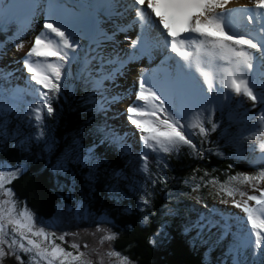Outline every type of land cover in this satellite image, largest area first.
<instances>
[{"label":"snow or ice","instance_id":"snow-or-ice-1","mask_svg":"<svg viewBox=\"0 0 264 264\" xmlns=\"http://www.w3.org/2000/svg\"><path fill=\"white\" fill-rule=\"evenodd\" d=\"M230 2L231 0H128L125 6L123 0H96L95 3L87 4L86 7L95 13L91 24L95 34L88 47L91 55L84 56L80 72L85 77V83H91L93 95L101 96L100 100L94 101L95 110L106 112V106L121 99L106 95L104 85L106 81H114L126 63L118 54H105L103 51L104 42L114 40L115 33L109 36L100 29L98 17L103 15L111 19L113 16H123L125 11H134L132 25L140 28V34L131 42V47H143L151 31L155 29L158 32L155 39L158 43L162 41L164 50L169 53L166 59L175 61L172 70L165 74L163 80L149 79L142 71L138 87L132 90L135 100L126 109L127 120L140 133L143 149L170 154L187 145L197 151L191 135L198 134L206 138L210 132L216 131L218 125L212 119L216 106L234 97H245L253 102L254 107L257 104L264 105V0H249L252 8H228ZM7 4L8 0H0V15ZM49 7L55 9L59 5L52 0ZM8 10L11 11L10 5ZM238 13L241 14V19L237 22L234 16ZM117 27L119 31L126 30L124 27ZM2 30L0 27V31ZM74 31L70 22L55 16L46 17L42 30L34 37L30 49L22 58L23 69L29 73L26 79L37 100L29 112V117L34 120L38 130L37 139L44 136L45 110L47 116L54 114L50 101L61 92L65 69L81 61L77 51L81 45L74 38ZM16 48L19 51L23 48V43L16 44ZM2 52L3 48L0 47V53ZM256 74L260 77V84L254 78ZM5 76H11V73L0 70V79ZM193 108L196 110L193 111ZM2 113L3 107L0 105V114ZM253 119L254 131L245 139L257 142L254 148L260 150L261 159H264V110ZM205 122L211 125L210 129L205 127ZM193 129H198V132L191 131ZM110 135L113 143L119 144V135L114 132ZM140 159L143 161L142 171L148 173L147 151L141 153ZM22 171V167L3 170L0 165V258L7 254L3 247L7 245L11 254H30L29 264H40L41 261L55 264L60 257L64 258L60 264H64L68 257H71L72 262L92 264L91 261L81 259L84 253L73 255L55 244L51 239L55 233L37 227L34 214L26 206L17 212L15 194L6 185ZM261 181H264V170L255 175L237 174L229 177V183L250 184L254 188ZM208 183L215 184L217 181L213 179ZM220 191L230 197L237 192L241 197L247 195L238 188L227 185H221ZM140 199L144 205L150 203L145 196ZM249 201H254L255 206L250 205ZM220 202L228 203L223 199ZM232 206L239 208L245 215L236 220L233 215L226 217L222 211L208 209L188 225L185 231L196 230L197 235H203L206 231L211 233L213 229H217L219 238L229 235L233 237L234 247L230 250L233 253V264H243L239 259L242 249L252 250L253 258L248 264H264V191L259 196L247 195L246 200H233ZM147 219L145 216V222ZM9 224L12 225L11 234L8 231ZM237 224L240 225L239 229ZM58 238L64 241V236ZM115 238V233L105 230L100 243ZM45 240L48 241L50 250L42 247ZM72 247L79 250L78 245L73 244ZM106 254L118 257L119 264H131L128 257L114 250L110 249ZM17 259L21 260V257L17 255ZM100 264H103L102 259Z\"/></svg>","mask_w":264,"mask_h":264},{"label":"trees","instance_id":"trees-1","mask_svg":"<svg viewBox=\"0 0 264 264\" xmlns=\"http://www.w3.org/2000/svg\"><path fill=\"white\" fill-rule=\"evenodd\" d=\"M16 23L11 19L0 24V47L21 31L22 27L13 28ZM80 57L79 63L65 69L61 92L50 101L54 114L47 116L45 110L42 138L37 139V127L29 117L37 102L33 92L23 90L5 102L0 99V161L24 165L9 184L15 197L44 219L51 218L57 205L72 208L79 201L94 214H106L116 233L115 248L133 264H233L234 246L221 249L211 233L197 235L185 228L206 213L200 209H216L194 201L193 189L212 199L218 195L207 191L209 181L226 183L231 176L264 170V159L251 151L254 142L245 139L254 131L255 112H248L252 105L216 106L212 115L216 131L206 138L191 135L197 151L187 145L170 154L145 150L149 169L145 173L141 153L132 154L121 141L113 143L105 114L95 110L92 85L80 72L84 55ZM4 80L0 79V98L6 97V90L12 93ZM16 98L29 102L17 103ZM205 127L211 125L205 122ZM240 185L244 184L232 187ZM141 196L150 203L144 205ZM252 258L251 249L239 256L243 264Z\"/></svg>","mask_w":264,"mask_h":264},{"label":"rangeland","instance_id":"rangeland-1","mask_svg":"<svg viewBox=\"0 0 264 264\" xmlns=\"http://www.w3.org/2000/svg\"><path fill=\"white\" fill-rule=\"evenodd\" d=\"M13 1H16V2L18 1V3L20 2V4H24V1L22 0H13ZM9 5L11 7V11L8 10ZM14 5L10 3V0H8V4L6 5L4 12L2 13V15H0L1 19H4L6 17H15V18H20V21L22 22V30L16 32V35L13 36V39L9 40L6 43V45L2 47L3 52L0 53V65H1L2 71L5 73H11V76H5L4 83L8 84L12 88V93H10L8 90L4 92V95H6V97L0 98L4 102L10 97H13L12 94H18L21 91L27 90V89L32 91V86L28 84V81L26 79L29 76V73H27L23 69V65H21L20 59L18 61H15V58H12L11 60V57H9L8 55L9 49L12 47V43H15V42L20 43V41L22 40L21 38H23L27 34H30V31L32 30L29 24V17L27 16L28 13H26L25 10L18 14L12 13L14 12L12 11V7ZM39 10H42L41 6ZM124 13H127V14H124L123 16H120V17L125 18L127 20V22L124 23L123 26H129V33L118 30V27H117L118 25L116 24L114 16L111 19H109L106 16H101V15L98 17L100 21L99 23L100 29H102L109 36H112L113 33H115L114 40L104 42L103 51L105 52V54L114 52L115 54L119 55L121 53L120 50H122V52L123 50L124 51L128 50L127 36L128 34L135 35L134 26H132L133 18H132L131 12L126 11ZM240 19H241V14H239L238 21H240ZM15 26L16 27H13V28H19L20 24L16 23ZM73 27L75 29L74 38L79 40V43L81 45V47L77 50L78 54L80 56H83V55L85 56L86 54L91 55L88 52V47H89V44L91 43L92 36L95 34L94 29L93 28L90 29V27L82 25V24H76ZM40 29L38 28L37 31H39ZM17 39H20V40L17 41ZM32 39L34 38L32 37ZM138 51L142 53L140 49H138ZM124 55H128V54H124ZM124 55H119V56L122 57ZM50 59L54 60V58H50ZM130 60L132 61V57H130ZM142 62H144L143 59H141V63ZM138 66H135V67H138ZM124 67L125 68H123L121 72L124 70L128 73V75L127 74L122 75L120 72V74L116 75L114 81H106L104 85L105 89L107 90V92L105 93L106 95L110 97L111 96L121 97V99H119L117 102L111 104L110 106H106L107 107L106 112L103 111V113L106 116L105 117V122L107 124L106 129H108L107 131L109 133L114 132L118 134L119 137L121 138L120 141L126 146H128L129 151L132 154H135L136 152L142 153L145 151V149H143L142 142L140 141V133L137 132L135 128L131 124L128 123L127 112H126L127 107L130 104H132V102L134 101L133 99L134 97L131 95L132 90H133L131 87L133 86V84H131L130 82L128 83L127 80H130L131 76L134 74L137 77V75L140 72H138L139 70H135L134 72V70H132L134 68V65H130V63L129 65L125 63ZM129 70L133 72L131 73L132 75L129 74ZM166 73L167 72L162 71L159 75L152 76L150 77V79L161 80L162 77L163 78L165 77ZM254 78L257 80L258 84L261 83V80L258 74H256ZM127 83H128V86H127ZM130 88H131V92H129ZM96 97H97V100L101 99L100 95H96ZM35 99H36V96H35ZM15 101L17 103L18 102H21V103L29 102L27 98H21V99L16 98ZM236 101H243L244 104L253 105V102L248 100L245 97H234L232 100L222 103V105H225V106L232 105ZM253 110H255V114H257L258 116L260 111L264 110V105L257 104L255 107L252 106V108L248 112L249 113L253 112ZM103 121H104V118H103ZM253 142L254 144L257 143L256 141H253ZM251 151H256L255 155L257 156L260 155L261 157V152L258 148H252ZM0 165L3 166V170H15L18 167H22V168L24 167L23 164L10 166L6 162H3V161H0ZM232 183L237 185V182H230V183L229 182H226V183L217 182L215 184L209 183V187L211 186L212 189L207 188V191L210 189L211 193H215L216 195H218V197H213L212 199L206 198V196L201 195L199 192H195L194 189H193L194 194H192L191 197L194 201H201L204 203H209V205L215 206L216 209L218 211H222L226 217L229 215H233L234 218L238 220L240 217H243L245 214L239 208L233 207L232 201L233 200H246L247 195L259 196L260 192L264 191V181H261L258 185H256L255 188L250 184H244V185H240L239 187H237L240 191H243L247 194L244 197H241L238 192L236 193L235 196L230 197V196H227L223 191H220L221 185H227V186L232 187L233 185ZM6 187L10 188L9 184L6 185ZM14 199L17 201L16 210L18 212L21 208L25 206L20 200H18L15 197V195H14ZM222 199L227 200L228 203L226 204L221 203L220 201ZM249 204L252 206H255L254 201H249ZM206 211L207 210L203 208L200 209V212L202 213ZM33 214L35 217V222H36L37 227H43L45 228L46 232L55 233V236L51 237V239L54 241L55 244L60 245L63 249H65L66 252H71L73 255H79V253H84V256L81 257V259L84 260L85 262L91 261L92 264H100V261L102 259L103 264H119L118 257H115V256L109 257L106 254L110 249L114 250L117 253L122 254V256L128 257L125 253L115 248L114 242L117 237L114 240L105 241L103 244L100 243V238L105 235V230L111 233H115L111 229L110 219L107 217L106 214H103V213L94 214L88 209V207L82 201L76 202L75 207L73 206L72 208L65 206L64 204L57 205L56 210L54 211L51 218L49 219L41 218L35 215V213ZM236 227L237 229H239L240 225L237 224ZM11 229H12V225L9 224L8 231L10 234H11ZM97 229H100V231H98ZM211 234H212L213 239H217L218 243L221 245V249H223L224 246H234L233 237L231 235L221 239L219 238V233L217 229H213ZM60 236H64L63 242L58 238ZM34 239H37V238H34ZM73 244L78 245L79 250H77V248L72 247ZM85 245H87V247H85ZM3 247H4L5 253L7 254L4 255L3 258H0V264H21V260L23 261V264H29L30 254H26L23 252H17L16 254H11V251L10 249H8L7 245H4ZM42 247H48L50 250V245L47 240L43 242ZM241 251H244V249H242ZM17 255L21 257V260L17 259ZM62 259L64 258L63 257L58 258L55 261V264H60ZM40 264H45V262L41 261ZM64 264H79V261L72 262L71 257H68L66 260H64ZM131 264L133 263L131 262Z\"/></svg>","mask_w":264,"mask_h":264},{"label":"bare ground","instance_id":"bare-ground-1","mask_svg":"<svg viewBox=\"0 0 264 264\" xmlns=\"http://www.w3.org/2000/svg\"><path fill=\"white\" fill-rule=\"evenodd\" d=\"M22 1H24V4H20V2L18 3V1L16 2V1L10 0V3H12L13 5L15 4L12 7V11H15V12H12V13L18 14V12H22L25 10L26 13H28L27 16L29 17V24H30V28L32 30L30 31V34H27L23 38H21L22 40L20 41V43H23V48H21L19 51H17L16 44H19V43L15 42V43H12V47L9 49V53H8L9 57H11V60H12V58H15V61H18L20 59L21 65H22V58L21 57H24V55L30 49L31 43L34 40V39H32V37L34 38V36L39 34V32L42 30L43 22H44V19L46 17L55 16L58 19H64V20L70 22L73 26H75L76 24H82V25L88 26V27H90V29H92V27H91L92 16L95 15V13L93 12V10L86 7V5L89 4L86 0H54V2L59 5V7L55 8V9H51L49 7V4H50V2H52V0H34V2H32V0H22ZM42 1H43L44 8L42 10H39L40 6L42 7ZM95 2H96V0H93L91 3H95ZM22 5H23V7H22ZM123 5H124V0H123ZM227 7L228 8H245V7L252 8V5L250 4L249 0H231V2L227 5ZM122 9H123V7H122ZM41 12H42V14L44 13V15H42V14L40 15ZM124 14H127V13H124ZM238 18H239V13L235 14L234 20L238 22ZM114 19H115L116 24L118 26L124 27L126 29L124 32L129 33V26H123V24L127 22V20L125 18H121L120 16H114ZM244 24L246 25L245 22H244ZM38 28L39 29L41 28V29L39 31H37ZM160 31H162V30L160 29ZM134 32L136 35L128 34L131 41H133L135 37H138V35L140 34V28H139L137 33H136V31H134ZM127 33H125V34H127ZM157 36H158V32L155 29H153L150 33V37L147 39L150 42L151 41L154 42L155 47H153V48H148V47H146V45H144L143 47L138 46L136 49H133L131 51H129V49L125 50V51L123 50V52H122V50H120L122 55L135 53V55H137L138 58L135 61L132 60V61H128L126 63L128 65H129V63H130V65H134V68L132 69V70H134V72H135V70H139L138 72H141L142 69L146 67L147 68V76L149 77V79L152 76L159 75L162 71H164V72L171 71L172 66L175 65L174 60L166 59L169 54L166 56V58L158 60V56L164 50V46H163L162 41L159 43L157 42V40L155 39V37H157ZM18 40H20V39H17V41ZM14 41H16V40H14ZM138 49H140L142 51V53L139 52ZM172 55H174V54H172ZM141 59H143L144 62L141 63ZM8 61H10V60H8ZM138 65H140V66H138ZM135 66H138V67H135ZM123 68H125V67H123ZM131 73H133V72L131 70H129V74H131ZM121 74L122 75H126V74L128 75V73L124 70L121 72ZM140 74H139V76H140ZM134 75L131 76L130 80H127V82L128 83L130 82L131 84H133V86L135 85V82H136V79H135L136 75L135 76ZM163 79L164 78L162 77L161 80H163ZM128 83H127V86H128ZM133 86L131 87L132 89L134 88ZM131 88H130L129 92H131ZM131 95L134 97L133 99L135 100V96L132 93H131Z\"/></svg>","mask_w":264,"mask_h":264}]
</instances>
